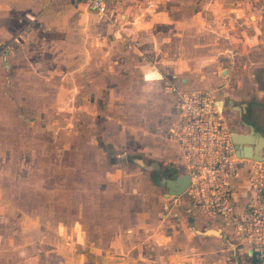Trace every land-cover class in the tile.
<instances>
[{"label": "rangeland", "instance_id": "374dc122", "mask_svg": "<svg viewBox=\"0 0 264 264\" xmlns=\"http://www.w3.org/2000/svg\"><path fill=\"white\" fill-rule=\"evenodd\" d=\"M114 3L109 0L105 17L80 3L87 19L85 60L91 68L95 63L90 59L95 54L96 62H100L99 57L104 60L103 51L92 50L93 39L101 40L103 47L110 39L121 40L127 47L140 42L130 43L115 35V25L121 22L111 16ZM25 20L18 26L15 17L0 16L1 63L6 56L15 61L20 52L31 53L48 39L51 48L69 41L70 53L76 52V28L41 35L35 29L28 30L37 19L34 23ZM76 25L72 20L70 26ZM205 37L201 35L198 42ZM227 41L235 48L226 51L229 58L223 57L224 64L199 60L188 64L186 70L193 75L192 82L201 85L198 89H212L226 101L224 115L232 132H248L249 126L241 125V120L264 135V43L236 46L237 41ZM132 52L138 54L135 49ZM198 53L202 57L206 50L198 47ZM120 56L129 59L130 55ZM147 59L151 67L156 65L152 57ZM220 68H229L230 76L218 74ZM121 71L126 74L101 75V95L72 98V111L56 108L49 97L31 96L27 99L32 107H25V119L19 104L11 105L10 98L1 96L6 87L0 75V264H245L241 247L233 249L228 238L202 233L219 228L194 223L196 213L182 211L183 224L175 218H162V202L167 201L163 179L187 171L179 156L164 162L155 154L149 155L143 146L149 136L155 138L159 133L174 144L168 128L178 116V99L169 92V76L165 90L154 91L150 105L146 92L135 91L140 89L128 76L130 70ZM210 73L220 81H212ZM182 76L177 74L179 83ZM85 78L86 84L88 79L91 82L96 72ZM83 101L89 108L118 104L113 107L114 114L106 115L116 118L115 143L106 141L104 131L95 129L88 108L73 114ZM163 101L164 109L157 108ZM239 114H243L240 120ZM117 117L122 124L116 125ZM158 122L164 128L157 127ZM193 228L198 232H192Z\"/></svg>", "mask_w": 264, "mask_h": 264}, {"label": "crops", "instance_id": "0c3cea01", "mask_svg": "<svg viewBox=\"0 0 264 264\" xmlns=\"http://www.w3.org/2000/svg\"><path fill=\"white\" fill-rule=\"evenodd\" d=\"M81 7L83 6L76 0H0V16L15 17L18 26L26 23V14H34L37 21L33 27L29 25L28 30L35 29L36 33L48 35L59 29L70 32V28H76L78 33L77 42L73 45L76 52L72 54L69 51V41L51 48L48 39V42H44L47 43L46 45L37 44L27 55L20 52V57L15 61L9 60L6 56L2 63L0 62V75H3V83L6 87L4 89L3 86L1 96L10 98L11 105L19 104L22 107L24 114L20 115L23 119L26 118L27 113L25 107H32L27 98L46 96L51 98L52 105L56 108L72 111L70 107L72 98L101 95L103 92L101 88L103 85L99 82L101 75L123 76L126 74L121 71L124 68L130 70L127 72L128 76L140 89L135 91L146 92L151 97L150 105H152L154 91L158 94L157 91L161 87L165 90L166 77L183 74L181 79L186 86L200 88L197 87L201 86L199 83L192 82L193 75L186 70L188 64L194 61L198 63L199 60L211 65L224 64L221 61L226 60L223 57H228L225 55L226 51L235 48V44L227 40L237 41L236 46L244 44L251 46L258 41L264 43V0H115L111 16L120 18L121 22V25H115L117 27L115 35L130 43L136 40L140 42L135 46L127 47L120 42L121 40L110 39V43H106L103 47L101 40L98 43L93 39L92 50L103 51L104 60L99 57L100 62H96L95 54L90 59L95 63L91 68L85 60L87 19L85 9L81 10ZM74 17L78 18L77 21L73 19ZM72 20L75 24L77 22L76 26H70ZM203 34L206 35L205 39H200L198 42V38ZM198 47L206 50L204 56L199 57V53L197 55ZM132 49L138 52L136 56L133 55ZM188 50L191 55H183V52ZM212 53L215 54L211 55ZM122 54L130 55L129 59L121 58ZM148 57H152L156 65L153 64L151 67ZM220 69L218 74L225 70L220 75L230 76L229 68ZM92 71L96 72V78L91 82L88 79L86 84L85 77L90 76ZM210 78L212 81H220L219 76L214 73H210ZM55 97L60 99H54ZM217 99L219 106H226L224 99L219 96ZM83 102L73 109V114L75 111L84 113L88 108L87 113H91L94 117L95 129L104 131L105 139H109L106 141L115 143L117 134L113 133L115 126L113 122L116 118L113 121L111 114L115 113L116 109L113 107H117L118 104L115 102V106L114 103L95 104L89 108L85 101ZM156 106L163 110L164 101ZM108 112L111 114L106 117ZM158 123L157 127L162 128L163 124ZM119 124H122V121L117 117L116 125ZM151 125L155 127L156 124ZM158 135L146 139L144 151L148 150L149 155L155 154L164 162L174 161L178 156L182 161L176 146L163 138L160 133ZM182 164L184 165V162ZM241 171L244 173L245 168L243 167ZM162 211L164 220L175 218L177 223L183 224L182 211H185L190 215L196 213L197 219L192 222L208 225L184 198L179 199L178 203L163 200ZM192 232L198 231L193 228ZM136 234L137 232L134 233ZM245 260V264H253L246 257Z\"/></svg>", "mask_w": 264, "mask_h": 264}, {"label": "built area", "instance_id": "2783aa9c", "mask_svg": "<svg viewBox=\"0 0 264 264\" xmlns=\"http://www.w3.org/2000/svg\"><path fill=\"white\" fill-rule=\"evenodd\" d=\"M99 17L108 13L109 0H76ZM34 23L37 17L26 14ZM177 75L169 79L178 116L168 128L190 183L181 196L165 198L178 203L184 195L208 226H217L241 247L253 264H264V158H240L235 153L232 129L212 89L187 88ZM182 85V86H181ZM245 168L244 173L241 171ZM185 198V197H183Z\"/></svg>", "mask_w": 264, "mask_h": 264}, {"label": "water", "instance_id": "95a60500", "mask_svg": "<svg viewBox=\"0 0 264 264\" xmlns=\"http://www.w3.org/2000/svg\"><path fill=\"white\" fill-rule=\"evenodd\" d=\"M223 72H225V70ZM248 126L250 128L251 125H248ZM245 136H247V135H243L242 133H239V132H231V138L235 144L236 155L240 158H250V159L256 160V161L262 160L264 158V147H263V151L261 152L262 156L259 159V158H256V144H255V142L239 143L237 141L236 137H245ZM185 177L188 178L187 184H186V181H183V183L179 182L180 179L185 180ZM169 183H171V184L169 185ZM189 183H190V175L188 173L181 174L180 176H177L176 178H168L167 184H165V187H166L165 197H166V199L169 198L170 196H181L184 193V191L186 190V188L188 187ZM214 232H217V233H214ZM199 233H201V232H199ZM202 233H204L205 235L212 234L215 236H221L222 238L226 239V235L223 234L220 229L210 228V229H208Z\"/></svg>", "mask_w": 264, "mask_h": 264}, {"label": "bare ground", "instance_id": "6f19581e", "mask_svg": "<svg viewBox=\"0 0 264 264\" xmlns=\"http://www.w3.org/2000/svg\"><path fill=\"white\" fill-rule=\"evenodd\" d=\"M243 135H247L245 137H236L237 141L239 143H244V142H255L256 144V158H261L262 154L261 152L263 151L264 147V135L261 134L260 132L256 131L253 127H251L250 132L247 133H242ZM183 181H186V184L188 182V178L185 177L184 179H180L179 182L183 183ZM163 182L167 184V179H164ZM171 183H169L170 185ZM217 233V232H214Z\"/></svg>", "mask_w": 264, "mask_h": 264}, {"label": "flooded vegetation", "instance_id": "af4514ba", "mask_svg": "<svg viewBox=\"0 0 264 264\" xmlns=\"http://www.w3.org/2000/svg\"><path fill=\"white\" fill-rule=\"evenodd\" d=\"M237 109H238V111H242V107H236ZM242 113H245L244 111H242ZM242 116H243V114L241 115V114H239V120L242 118ZM240 123H241V125H243V126H248L249 124L248 123H246L245 121H241L240 120ZM251 127L252 126H250V128L248 127V132H250V129H251ZM256 130V129H255ZM257 131V130H256ZM259 132V131H258ZM247 133V132H246Z\"/></svg>", "mask_w": 264, "mask_h": 264}]
</instances>
